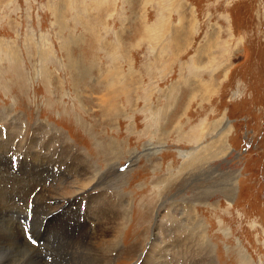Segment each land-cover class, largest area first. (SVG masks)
Wrapping results in <instances>:
<instances>
[{
    "label": "rangeland",
    "instance_id": "1",
    "mask_svg": "<svg viewBox=\"0 0 264 264\" xmlns=\"http://www.w3.org/2000/svg\"><path fill=\"white\" fill-rule=\"evenodd\" d=\"M8 122L24 141L38 128L72 147L60 164L74 175L53 163L29 175L0 159L17 195L32 186L28 200L44 204L21 217L39 252L29 232L44 234L45 208L64 212L94 179L88 195L108 192L113 210L131 211L94 240L100 264H157L144 254L172 203L175 220L181 204L204 220L216 264H264V0H0ZM51 230L57 254L73 236Z\"/></svg>",
    "mask_w": 264,
    "mask_h": 264
},
{
    "label": "bare ground",
    "instance_id": "2",
    "mask_svg": "<svg viewBox=\"0 0 264 264\" xmlns=\"http://www.w3.org/2000/svg\"><path fill=\"white\" fill-rule=\"evenodd\" d=\"M212 88L213 86L209 90L211 93L214 92ZM7 115H9L8 112ZM10 123L8 122L0 126V159L4 160L7 164H15L21 171L24 168L25 171L29 172V175L32 169L36 167L39 169H51L49 163H53L56 169H64L65 174L74 175L77 173L73 169H70L69 166L60 164L63 162L68 151H72L71 146H67V144L65 146V142H62V140L59 144L52 137H45L43 131H40L41 129L38 128L33 130L32 136L27 141H24L22 137L23 131H18ZM52 135L57 136L55 133H52ZM76 154H72L71 157L73 159L70 162L71 164L74 161L77 162L78 159L80 162L82 156L80 158ZM202 158L203 156H201ZM84 163L79 165L78 175L80 173H88L87 166L84 168ZM199 166L195 162L190 165L189 169L197 170L201 168ZM3 173L4 175L0 176V264H47L45 261H42V255H50L51 258L48 264H58L57 260L60 258V255L64 256L62 264H100L98 262L100 258H98L95 252L93 253V248L95 247L92 248V244L94 240H107L117 229V223L119 224L120 221L119 211L124 213L123 216L130 217L129 203L125 207H119L116 211V207L114 208L115 210L112 209L114 200L112 201L111 197L107 196L108 192H103L101 195L100 193L98 195H88L86 193L87 188L94 181L93 179L92 182L86 185L88 187L80 188L76 191L75 199L71 200L74 205L69 209H65L64 212L60 213L53 211L50 205L45 208L47 215L38 224L40 225L46 218L44 234L41 236L38 233L29 232L32 241L43 242L45 251L39 252L36 248H32L31 244L26 240L27 235L25 236L23 232L25 225L22 224L21 217L30 213L37 215L35 212H38L41 208L40 204H44L40 198L35 196L31 202L28 200L33 195L32 192L29 194L32 186L27 187L28 190L25 189L17 195V181H8L12 179L15 173L10 167H5ZM25 180H29L28 177ZM117 197L120 204H122L120 201L122 194L120 192L117 193ZM200 198H203L202 194H200ZM36 200L37 206L35 205V210L33 211L32 205H34ZM54 201L53 198H50L47 200V203L50 204ZM172 204L168 211L167 221L155 223L152 239L148 243L147 251L144 255L148 253V256L153 257L155 259L154 263L157 264H216L215 257L213 256L214 248L207 237V226L204 220L199 218L195 210L184 204L180 205V220H175L171 214V209H173ZM190 209L193 211H190ZM186 210H189V212H186ZM13 215H16L18 220H14ZM72 216L74 217V223H71L73 220L68 218ZM98 217L101 219L97 222L96 218ZM8 221H12L13 223L9 224ZM52 227L71 231L73 236L71 242L60 246L58 255L56 254L57 248L54 246L56 243L54 233L51 230ZM28 228L31 232L34 230L32 227L30 228V225H28ZM28 228L26 227V229ZM76 231H79L78 237L75 236ZM120 231L118 230V235ZM83 239L84 241L86 240L84 244ZM112 250H114L113 244ZM65 252H68L67 257L64 255ZM146 261L148 260L145 259L143 263H147Z\"/></svg>",
    "mask_w": 264,
    "mask_h": 264
}]
</instances>
